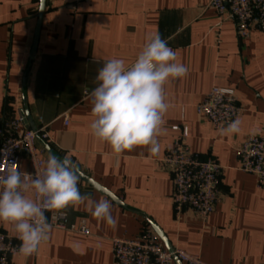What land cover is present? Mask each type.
I'll list each match as a JSON object with an SVG mask.
<instances>
[{
	"label": "crops",
	"instance_id": "obj_1",
	"mask_svg": "<svg viewBox=\"0 0 264 264\" xmlns=\"http://www.w3.org/2000/svg\"><path fill=\"white\" fill-rule=\"evenodd\" d=\"M208 3L46 0L34 46L40 1L0 0V123L27 112L26 125L43 126L49 136L35 141L44 166L49 154L68 155L121 202L113 201L114 226L92 216L85 205L70 206L64 210L68 222L85 219L88 235L52 229L37 252L16 253L11 264H113L112 238H135L143 227L155 234L157 227L172 249L206 263L264 264V190L254 175L239 169L237 157L248 134L264 136V32L253 29L240 38L234 21H220ZM156 33L167 39L188 74L165 85L169 109L159 153L136 147L116 154L91 134L90 92L105 61L116 57L130 65ZM213 86L235 90L242 108L239 133L221 134L196 113ZM183 127L190 149L223 167L220 200L205 221L189 208L175 215L172 178L160 163ZM21 166L30 168L25 158ZM78 187L94 199L106 198L81 178ZM3 229L16 236L13 225Z\"/></svg>",
	"mask_w": 264,
	"mask_h": 264
},
{
	"label": "clouds",
	"instance_id": "obj_2",
	"mask_svg": "<svg viewBox=\"0 0 264 264\" xmlns=\"http://www.w3.org/2000/svg\"><path fill=\"white\" fill-rule=\"evenodd\" d=\"M187 74V66L177 61L176 52L159 33L146 41L130 65L122 58L108 59L98 69L97 86L90 92L94 117L91 134L116 154L136 147H147L151 154H158V137L169 109L165 85ZM240 125L241 121L235 119L220 132L237 134ZM79 178L80 169L70 156L61 159L53 154L48 155L43 170L35 174L13 167L0 175V222L14 226L21 254H34L49 239V212L55 219L58 214H66L64 210L70 206L85 205L92 216L115 225V197L107 192L101 199L82 194Z\"/></svg>",
	"mask_w": 264,
	"mask_h": 264
},
{
	"label": "built area",
	"instance_id": "obj_3",
	"mask_svg": "<svg viewBox=\"0 0 264 264\" xmlns=\"http://www.w3.org/2000/svg\"><path fill=\"white\" fill-rule=\"evenodd\" d=\"M79 3L84 0H74ZM220 21L232 19L236 33L248 38L253 29L264 32V0H209ZM196 113L220 130L228 123L239 119L242 108L237 104V95L232 88L213 86L196 105ZM67 124V117L64 118ZM187 127L182 128L181 136L171 146L166 147L160 163L172 178L171 200L176 216L184 208L205 221L220 200V176L223 167L210 157L202 158L184 142ZM48 139L45 127L31 129L26 125L24 115L3 119L0 123V175L13 167L21 172L35 174L44 168V159L35 148L37 138ZM239 169L256 177L259 189L264 190V136L250 133L237 149ZM25 158L29 169H23L21 159ZM211 162V167L209 166ZM66 213V212H65ZM52 229H62L88 235L85 219L78 224L68 222V215L46 213ZM4 222H0V264H11L10 257L19 253L20 240L7 234ZM9 224V223H8ZM113 264H210L180 248L168 251L159 237L149 227H143L135 238H112Z\"/></svg>",
	"mask_w": 264,
	"mask_h": 264
},
{
	"label": "water",
	"instance_id": "obj_4",
	"mask_svg": "<svg viewBox=\"0 0 264 264\" xmlns=\"http://www.w3.org/2000/svg\"><path fill=\"white\" fill-rule=\"evenodd\" d=\"M39 1H40V4H39L38 15H37L38 21H37L36 32H35L34 46L36 45L37 37L39 35L40 25H41V19H42V15L44 13L45 3H46V0H39ZM33 52H34V49H33ZM22 115H24L25 122H27V120L29 118L28 113L25 112ZM32 129H34V128H32ZM80 178L83 181H85L86 183H88L91 186H93L96 190H98L97 186H99V188L100 189H103V191H100V190H98V191H100L103 194H105V192L111 193L106 188L102 187L100 184H98L97 182H95L93 179H91L90 177H88L87 175H85L84 173H82L81 171H80ZM111 194L115 197L114 202H116L118 204H121L120 200L113 193H111ZM154 228H155L156 234L159 236V238L161 239V241L164 243L165 248L168 251H172L173 249H172L171 245H169V243H168L167 239L165 238V236L163 235V233L159 229H157V227H154ZM175 263L176 264H181L178 259H175Z\"/></svg>",
	"mask_w": 264,
	"mask_h": 264
}]
</instances>
